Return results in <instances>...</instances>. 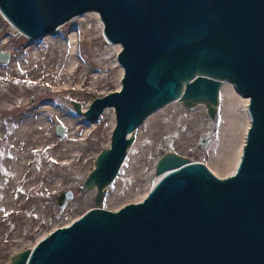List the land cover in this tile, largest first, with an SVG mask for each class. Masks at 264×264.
I'll return each mask as SVG.
<instances>
[{
  "label": "water",
  "instance_id": "water-1",
  "mask_svg": "<svg viewBox=\"0 0 264 264\" xmlns=\"http://www.w3.org/2000/svg\"><path fill=\"white\" fill-rule=\"evenodd\" d=\"M0 11L30 38L98 12L123 70L120 91L85 111L71 101L92 122L114 110L82 182L94 205L10 264H264V0H0Z\"/></svg>",
  "mask_w": 264,
  "mask_h": 264
},
{
  "label": "rangeland",
  "instance_id": "rangeland-1",
  "mask_svg": "<svg viewBox=\"0 0 264 264\" xmlns=\"http://www.w3.org/2000/svg\"><path fill=\"white\" fill-rule=\"evenodd\" d=\"M98 24L93 16L81 22L75 19L59 26L52 40L38 43L41 54L52 52L57 60L62 55L66 57L70 34L77 28L78 54L83 60L81 68L73 75L70 85L65 79L54 85L52 80L57 77L59 69L55 65L57 60L49 65L44 63L41 69L36 68L37 71L32 70L28 74L10 71L19 56L26 63L27 54L23 50L33 38L15 32L0 12V53L8 55L6 60H0V264H10L12 255L31 248L44 233L94 205L95 190L84 191L81 185L93 168L95 157L109 143L113 118L111 113L103 112L96 121H88L74 111L71 101L78 102L81 109L86 110L93 99L118 89L121 76L116 55L119 49L104 40ZM6 37L9 41L3 44ZM11 45L17 50L11 49ZM84 66L88 73L83 82L78 74ZM47 67L53 70L45 77L39 72ZM34 75L43 76L44 81L29 84L26 79ZM45 103L57 107L63 118L74 119L75 128L71 136L61 138L56 134L55 124L60 121L54 108L38 112ZM27 114L36 116L32 125L40 127L39 135L45 134L39 138L43 142L32 143L28 141L32 135L26 137L14 133L13 125L21 123ZM71 137L78 142L72 143ZM51 144L54 146L47 148ZM66 144H69L68 149L71 148L68 161L56 160L62 156L59 153ZM29 151L31 157L28 156ZM17 162L19 167L14 169L12 164ZM44 169L48 172L45 173ZM56 178L61 180V184L54 182ZM67 190L73 197L60 207L56 198Z\"/></svg>",
  "mask_w": 264,
  "mask_h": 264
},
{
  "label": "bare ground",
  "instance_id": "bare-ground-1",
  "mask_svg": "<svg viewBox=\"0 0 264 264\" xmlns=\"http://www.w3.org/2000/svg\"><path fill=\"white\" fill-rule=\"evenodd\" d=\"M1 15L8 22V20L5 17V15H3L2 13H1ZM92 16L93 17H96L98 21L100 20L98 13L91 11V12H87V13H84L82 15L76 16L74 18H71L69 21H67V23L68 22H71V21H73L75 19H77L80 22L81 21H86L87 19H89ZM10 25H11V28L15 32L20 33L21 36H25L17 28H15L11 23H10ZM98 26L102 30V25L100 23L98 24ZM62 27H60L58 30H60ZM56 33H58V31H55L53 34H48V35H45V36H42V37H38V38L32 39V42H30L28 44V46L26 47V49L23 50V52L27 54V56H26V63H25L24 59L19 56L14 61L12 70H10V71L11 72L12 71H19L21 73L28 74L32 70H36L37 71V69L38 70L41 69V67H42V65H44V63H46V64L49 65V63H51L52 61L57 60L56 59V55L54 53H52V52L51 53H48L47 51L46 52L44 51L41 54L40 53V50H39V44H38V43H42L43 41L48 40V39L52 40L53 39V36H55ZM102 37L106 41V38L103 36V34H102ZM70 38H71V40L69 41V44L67 46V48H69L68 55H66V57L64 55H62L57 60V63H55L56 67L58 66L59 69L57 71L58 72L57 77L54 78V80L55 79L56 80L55 81L52 80L54 82V85H58L61 79H65L64 81L68 85H70V82L73 81V79H74L73 75L75 76L77 74V70L81 68V65H82L81 62L83 60L81 58H79V54H78L79 53V51H78V40H79V38H78L77 28H74V32H72L70 34ZM8 41H9V39H7V37H6V39L4 40L3 44L4 43H7ZM113 44H114V46H116V49H119V50L121 49V46L119 44H115V43H113ZM11 49L17 50V49H15V47L13 45H11ZM39 63H40L41 66L39 65ZM62 65H63V69L61 68ZM52 70L53 69H51L50 67H47L46 70L40 71L39 73L42 74V75H44L46 77L47 75H50L51 74ZM122 71L123 70H122V68L120 66V68H119L120 76L122 74ZM87 73L88 72H87L86 66H84V69L82 70V72L80 74H78V76H80V78L83 80V82L86 81ZM26 81L29 84H34V83L40 84L41 82L44 81V77L42 76V78H40V77H37V76L34 75L30 79H26ZM118 87H119V85H118ZM53 108L55 109V113H56V115L58 117V121H60V122H62L64 124V125L62 124L64 128L68 127L67 134L65 136H71L73 134V128H75L74 127V124H73L74 123V119L72 117H68L67 119L66 118H63L61 116V114H59V109L57 107H55L52 103H49V104L48 103H45V104L41 105L40 106V109L38 110V112H41L42 110H45V109H53ZM112 110H113V108L106 107L105 110H104V113H107V112L108 113H111L112 118H113V112H114V110H113V112H112ZM35 117H36L35 115L27 114L23 118V120H22L21 123L18 122L17 124L13 125V128H15L13 131H14V133H19V134H21L23 136L27 135L26 137L32 135V137L28 141H31L32 143L38 144V143H41V142L44 141V140H39V138L44 137L45 134H42V135L40 134L39 135L40 127L34 128L35 126L32 125V122L35 119ZM89 128H86V131L89 130ZM70 141L72 143H77L78 142V139H75L74 137H71L70 138ZM53 146H54V144H51V145L47 146V148L48 147L49 148H52ZM68 146H69V144H66V147H64L63 149H61V151H60L59 154H62V156L56 157L55 158L56 160L58 158H62L63 161H68V158L70 157V154H68V151L71 150V148L68 149ZM5 149H6V147H5ZM30 152L31 151H29V154H28L29 157L32 156V153H30ZM17 163L16 164L14 163V165L12 164V166H14V169L16 167L17 168L19 167V163L18 164ZM44 171H45V173H47L48 172V169L47 170L44 169ZM8 174H11V173H8ZM54 182L57 185L58 184H61V180L60 179H57V178L54 180ZM75 218L76 217H71L67 222L63 223L62 225H68ZM10 259H11V257H10Z\"/></svg>",
  "mask_w": 264,
  "mask_h": 264
}]
</instances>
